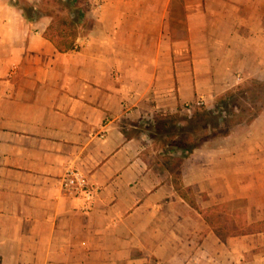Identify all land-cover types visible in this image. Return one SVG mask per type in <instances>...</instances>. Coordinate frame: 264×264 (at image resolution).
Listing matches in <instances>:
<instances>
[{
    "label": "crops",
    "instance_id": "obj_1",
    "mask_svg": "<svg viewBox=\"0 0 264 264\" xmlns=\"http://www.w3.org/2000/svg\"><path fill=\"white\" fill-rule=\"evenodd\" d=\"M88 3V31L61 53L44 37L52 18L0 0V263L264 264V231L218 237L151 134L264 81V0ZM181 160L202 210L264 223V112ZM76 169L99 189L88 213L62 187Z\"/></svg>",
    "mask_w": 264,
    "mask_h": 264
},
{
    "label": "trees",
    "instance_id": "obj_2",
    "mask_svg": "<svg viewBox=\"0 0 264 264\" xmlns=\"http://www.w3.org/2000/svg\"><path fill=\"white\" fill-rule=\"evenodd\" d=\"M39 1L41 2L38 8L27 0H11V5L22 11L26 21L30 23L44 16L52 18V22L47 28L44 37L61 53L75 50L79 40L90 27L86 22V15L89 11L88 0ZM255 86L258 88L257 90H254ZM263 90L264 82L256 81L251 86L246 88L238 87L218 97L215 101V113L206 112V114L205 112H197L196 110L191 118L196 123L198 122L199 125L194 130V134L199 135L202 131H206L212 125L209 123L212 115H216L217 112L218 114L213 116V125L210 127L213 130V134L210 138H203L204 142L211 139L228 137L237 128L252 125L264 109V103L262 108L257 109L256 102H254L256 100L257 102H260L261 99L263 100ZM178 118L179 115L162 118L158 121L159 126L169 129L178 121ZM210 129L208 132H205V135L209 133ZM198 142L199 140H195L194 136H186L182 142L184 146H179L177 150L188 157L201 146ZM181 164L182 160L176 161L173 168L175 170L173 183L176 191L203 216L218 237L226 240L232 236H245L264 231L263 222L254 223L249 226L245 223L243 214L232 212L224 205L202 210L196 203L192 189L186 188L182 184L181 172L178 170Z\"/></svg>",
    "mask_w": 264,
    "mask_h": 264
},
{
    "label": "rangeland",
    "instance_id": "obj_3",
    "mask_svg": "<svg viewBox=\"0 0 264 264\" xmlns=\"http://www.w3.org/2000/svg\"><path fill=\"white\" fill-rule=\"evenodd\" d=\"M256 81L264 82V81L257 80V79H247V80L242 81L239 85H235L231 89H235L238 87H245L246 88L248 86H251ZM254 88H255L254 90L258 89L256 86ZM263 93H264V90L262 91V94ZM261 98H262V96H261ZM261 100H260V102H257V100L254 101V102H256L257 109L262 108V105L264 103V101H263L264 95H263V100L262 101ZM198 104L197 105L195 104L191 113H189L187 110H184L182 115L179 116L178 121L175 124H173L169 129H165L162 126L160 127L158 124L152 130L151 134L157 140V146L156 147L158 149H156V150L160 151V149H163V151L165 153V154H163L165 157L162 159L172 158V160L180 161L181 158L183 157V155L177 154V155L173 156V155H171V153L178 151L177 148L179 146H184V144L182 142L184 141L186 136H192V137L194 136L195 140H197V141L199 140L198 144H200L201 146L207 142H212L214 140L223 139V138L211 139V140H208L206 142H204L202 140L203 138L207 139V138H210V136H212L213 130L210 129V127L213 125V116H216L218 114V112L216 113V115L215 114L212 115V118L209 121L210 125L211 124L212 125L210 127H208L206 129V131L205 130L202 131L201 134L199 133V135L194 134V130L197 129V127L199 126L198 122L196 123L195 120H191V118L194 115V113L196 112V110H197V112L199 111V112H205V113L206 112L207 113H211V112L215 113V101L211 102L210 104H208V103L207 104H199V105ZM263 112H264V109L262 110V113ZM255 113H256V111H255ZM241 127L244 128L246 126H241ZM209 129H210L209 133L205 135V132H208ZM223 131H225V129H223ZM240 213L243 214L241 211H240Z\"/></svg>",
    "mask_w": 264,
    "mask_h": 264
},
{
    "label": "built area",
    "instance_id": "obj_4",
    "mask_svg": "<svg viewBox=\"0 0 264 264\" xmlns=\"http://www.w3.org/2000/svg\"><path fill=\"white\" fill-rule=\"evenodd\" d=\"M193 108L194 106H187L186 110L191 113ZM62 187L78 201L82 212L88 213L93 210L99 189L91 184L82 171L77 169L70 171L62 180Z\"/></svg>",
    "mask_w": 264,
    "mask_h": 264
}]
</instances>
